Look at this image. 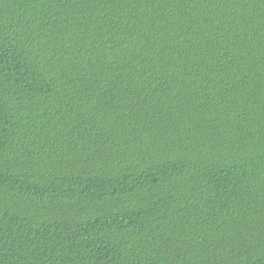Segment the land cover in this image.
<instances>
[{
  "label": "trees",
  "instance_id": "1",
  "mask_svg": "<svg viewBox=\"0 0 264 264\" xmlns=\"http://www.w3.org/2000/svg\"><path fill=\"white\" fill-rule=\"evenodd\" d=\"M0 264H264V0H0Z\"/></svg>",
  "mask_w": 264,
  "mask_h": 264
}]
</instances>
